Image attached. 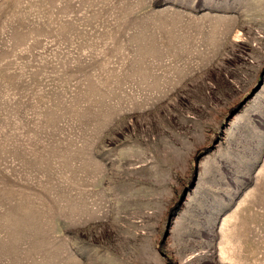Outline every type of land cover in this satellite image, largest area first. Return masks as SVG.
Instances as JSON below:
<instances>
[{
    "label": "rangeland",
    "instance_id": "374dc122",
    "mask_svg": "<svg viewBox=\"0 0 264 264\" xmlns=\"http://www.w3.org/2000/svg\"><path fill=\"white\" fill-rule=\"evenodd\" d=\"M0 264H264V0H0Z\"/></svg>",
    "mask_w": 264,
    "mask_h": 264
}]
</instances>
